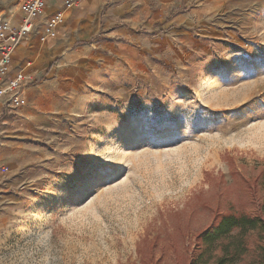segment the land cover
<instances>
[{
	"label": "rangeland",
	"instance_id": "374dc122",
	"mask_svg": "<svg viewBox=\"0 0 264 264\" xmlns=\"http://www.w3.org/2000/svg\"><path fill=\"white\" fill-rule=\"evenodd\" d=\"M20 3L0 0V22ZM215 21L202 49L91 73L38 139L34 180L0 204V264H189L211 212L245 202L242 177L264 169V0Z\"/></svg>",
	"mask_w": 264,
	"mask_h": 264
},
{
	"label": "crops",
	"instance_id": "0c3cea01",
	"mask_svg": "<svg viewBox=\"0 0 264 264\" xmlns=\"http://www.w3.org/2000/svg\"><path fill=\"white\" fill-rule=\"evenodd\" d=\"M229 1L85 0L65 10L64 0H48L34 30L12 54L9 77L23 71L30 81L25 103L10 111L0 102V204L18 198V190L34 180L38 139L58 132L59 115L77 102L92 72L106 74L150 55L177 53L190 39L199 40L202 49L206 37L222 32L215 20ZM60 11L62 22L50 29Z\"/></svg>",
	"mask_w": 264,
	"mask_h": 264
},
{
	"label": "trees",
	"instance_id": "16d2710c",
	"mask_svg": "<svg viewBox=\"0 0 264 264\" xmlns=\"http://www.w3.org/2000/svg\"><path fill=\"white\" fill-rule=\"evenodd\" d=\"M242 181L245 202L236 205L230 200L227 211L218 207L211 212L213 222L197 234L199 253L189 264H242L253 234L261 245L250 264H264V169L253 177L244 175Z\"/></svg>",
	"mask_w": 264,
	"mask_h": 264
},
{
	"label": "built area",
	"instance_id": "2783aa9c",
	"mask_svg": "<svg viewBox=\"0 0 264 264\" xmlns=\"http://www.w3.org/2000/svg\"><path fill=\"white\" fill-rule=\"evenodd\" d=\"M85 0H64L65 10L77 6ZM48 0H21L20 10L23 14L20 25L13 28L8 21L0 22V102L6 109L16 111L25 103V89L30 84L23 71L9 77L14 47L20 38L31 33L35 21L47 6ZM64 12H58L49 22V28H54L62 22Z\"/></svg>",
	"mask_w": 264,
	"mask_h": 264
}]
</instances>
